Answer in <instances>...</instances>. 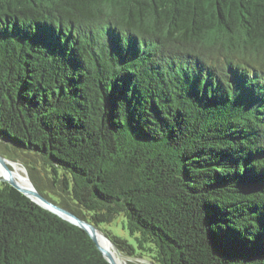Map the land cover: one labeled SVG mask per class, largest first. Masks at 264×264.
Wrapping results in <instances>:
<instances>
[{"label":"trees","instance_id":"trees-1","mask_svg":"<svg viewBox=\"0 0 264 264\" xmlns=\"http://www.w3.org/2000/svg\"><path fill=\"white\" fill-rule=\"evenodd\" d=\"M0 140L128 264H264V0H0ZM0 264L111 263L0 182Z\"/></svg>","mask_w":264,"mask_h":264},{"label":"water","instance_id":"water-1","mask_svg":"<svg viewBox=\"0 0 264 264\" xmlns=\"http://www.w3.org/2000/svg\"><path fill=\"white\" fill-rule=\"evenodd\" d=\"M16 161L17 160L4 157L0 153V165L6 171L4 172V174H0V182L9 183L11 186L15 187L17 190H19L20 192L28 196L31 200H33L40 206L56 213L60 217L68 220L69 222H72L73 224H76L80 226L81 228L85 229L89 233L93 241L96 243L97 247L104 254L105 258L111 264H119L116 259V256L120 257L122 253L120 252L116 244L113 242V240L108 236V234L103 229H101L99 226L94 224L93 222L89 221L86 218L79 216L72 210L58 204L57 202L45 196L37 188L32 177L30 176V172L27 166L26 168L28 172H26V175L29 179V182L22 183L19 180H17L12 174V170H11L14 167L13 165L14 163H16ZM127 263H128V260H127Z\"/></svg>","mask_w":264,"mask_h":264},{"label":"rangeland","instance_id":"rangeland-1","mask_svg":"<svg viewBox=\"0 0 264 264\" xmlns=\"http://www.w3.org/2000/svg\"><path fill=\"white\" fill-rule=\"evenodd\" d=\"M25 150H22L15 145L2 141L0 142V153L2 156L7 157L9 159L17 160L16 163L20 165L22 173L26 174L27 168L25 163H27V160L25 159ZM25 162V163H24ZM29 165V163H27ZM126 218L123 215H120L116 217L111 223L109 224H103L102 228L106 230H110L114 234L127 238L130 241H133L132 236L128 232L127 228L125 227ZM120 258L124 260L125 263H127V258L123 255H120ZM140 263L143 262L141 260H138ZM128 264V263H127Z\"/></svg>","mask_w":264,"mask_h":264},{"label":"bare ground","instance_id":"bare-ground-1","mask_svg":"<svg viewBox=\"0 0 264 264\" xmlns=\"http://www.w3.org/2000/svg\"><path fill=\"white\" fill-rule=\"evenodd\" d=\"M13 166L14 167L11 170H12V174L14 175V177L17 180H19L20 182H22V183H28L29 182V179H28V177H27L26 174L22 173L20 165L17 164V163H14ZM4 172H6V171L0 165V174H4ZM116 259H117V261H118L119 264H126L122 258L116 256Z\"/></svg>","mask_w":264,"mask_h":264}]
</instances>
